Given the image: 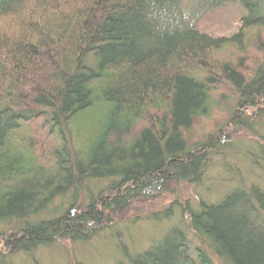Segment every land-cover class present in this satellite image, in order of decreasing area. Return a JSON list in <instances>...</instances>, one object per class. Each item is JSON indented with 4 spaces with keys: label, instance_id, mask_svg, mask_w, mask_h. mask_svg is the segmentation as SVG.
<instances>
[{
    "label": "trees",
    "instance_id": "trees-1",
    "mask_svg": "<svg viewBox=\"0 0 264 264\" xmlns=\"http://www.w3.org/2000/svg\"><path fill=\"white\" fill-rule=\"evenodd\" d=\"M234 3L248 13L238 32L199 30ZM262 30L264 0H0V264H41L57 242L103 236L170 180L200 185L215 156L239 149L241 130L254 141L246 159L264 173ZM226 89L230 119L191 146L185 133ZM87 118L93 137L77 149L73 124ZM258 178L241 176L217 202L176 199L136 216L131 226L178 220L140 251L117 222L113 264H264Z\"/></svg>",
    "mask_w": 264,
    "mask_h": 264
},
{
    "label": "rangeland",
    "instance_id": "rangeland-1",
    "mask_svg": "<svg viewBox=\"0 0 264 264\" xmlns=\"http://www.w3.org/2000/svg\"><path fill=\"white\" fill-rule=\"evenodd\" d=\"M247 14V11L238 3L229 4L209 12L205 18L201 20L198 27L200 31L213 37H229L238 32L240 20L242 17L247 16ZM4 24H6V22H4ZM262 31L264 34V30ZM218 92L220 93H213L206 115L197 118L193 128L185 133L191 146L202 142L210 134L217 132L230 119L231 113L224 108L227 106L223 105V100L227 101L228 98H233L232 92H228L227 89ZM36 110L38 111V109ZM41 122L43 123L44 119H42ZM90 123L89 118H87L85 121L82 120L81 124H73L75 127H73L75 135L72 137L73 141L76 143L77 149L81 148L86 150L89 146L92 136L89 134V131L93 129V127L90 128L91 126H88ZM93 125L95 127L96 122ZM38 126H40V124ZM227 131L233 133L235 131V125H227ZM46 134H48V131H46ZM250 138L251 136L244 130L236 133V136L232 137L231 140L232 142L235 141L233 145L239 142V149L235 150L234 148L233 151L228 152V154L225 153L220 157L215 156L211 160L200 185L176 183L170 180L164 190L154 193L149 198L133 201L125 212L114 216V225H116L117 222L121 224L124 221L125 226L129 228V231L126 233L128 234V238L125 243L133 250H143L152 240L166 233L168 228L178 223V220L175 219L170 223L162 224L158 227L150 223H139L137 226H131V222L136 216L142 217L160 211L169 206L176 199H189L191 206L193 205L195 208H197L201 199L217 202L227 192L242 185L240 183L241 176L244 178L243 182L258 183V177L264 175V173L252 167L248 159H246L247 154H245L254 147V141L250 140ZM68 140H70V138H68ZM101 186H104V184H99L97 186L91 185L90 190L96 195ZM82 196L83 199L85 198L87 200L85 191L82 192ZM86 200L83 201L86 202ZM54 205L63 207L66 206V201L56 199ZM113 226L106 230L104 233L105 235L98 236L96 239L91 237V240L86 239L83 243H72L71 241L57 242L52 247L42 250L40 254L38 253L37 257L41 264H73L74 259H78L87 264H113L120 256L117 249L119 241L114 234V231L117 229Z\"/></svg>",
    "mask_w": 264,
    "mask_h": 264
}]
</instances>
